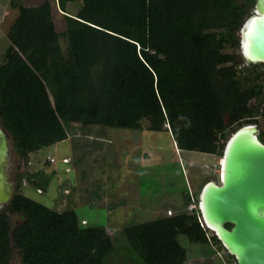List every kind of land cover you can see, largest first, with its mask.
<instances>
[{
	"label": "trees",
	"instance_id": "obj_1",
	"mask_svg": "<svg viewBox=\"0 0 264 264\" xmlns=\"http://www.w3.org/2000/svg\"><path fill=\"white\" fill-rule=\"evenodd\" d=\"M9 1L17 15L0 63V123L13 155L25 162L66 139L79 158L76 132L83 143L102 141L95 128L167 132L179 151L220 158L234 130L264 115V63L237 53L248 14L237 0ZM258 140L264 144V131ZM23 179L32 184L30 175L17 173L0 211V264H9L14 249L21 264H108L119 252L108 228L89 225L70 206L67 181L59 188L65 203L54 208L24 195ZM36 186L46 190L48 179ZM98 186L88 190L86 204L113 212L120 203L99 204L106 188ZM174 211L122 227L131 259L132 252L141 264H187V244L213 243L236 264L197 209Z\"/></svg>",
	"mask_w": 264,
	"mask_h": 264
},
{
	"label": "rangeland",
	"instance_id": "obj_2",
	"mask_svg": "<svg viewBox=\"0 0 264 264\" xmlns=\"http://www.w3.org/2000/svg\"><path fill=\"white\" fill-rule=\"evenodd\" d=\"M237 1L244 5V10L248 13L246 18L249 17L252 1ZM21 2L24 6H38L42 0ZM68 11L75 13V8L69 7ZM16 15L17 9L10 5L9 0H0V63L4 49L9 43L6 34ZM54 22L57 31L64 29L59 12L54 13ZM237 53L240 54V50ZM252 125L256 128L258 138L259 133L264 131V115L258 116L256 123ZM143 126L145 127V122ZM94 131L104 134L102 141L89 140V143H83L80 132H76L80 141L74 152L80 153L79 158L72 154L69 139L31 153L26 162L12 155L7 170L8 177L14 187L17 173L30 175L32 184L23 179L21 192L54 208H62L57 205L62 199L59 196V188L62 182L67 181L68 187L64 188L63 194H72L70 206L75 208L78 216L84 217L89 225L98 224L108 228L115 247L119 249L108 264H141L132 252L131 257L135 260L128 256L130 251L126 250V242L120 235L122 227L130 223L150 221L158 215H172L176 213V209L187 211L191 209L192 204V210H195L199 189L208 181L218 182L219 161L222 157L179 151L167 132L117 128H95ZM49 156L53 161L46 166L45 162L49 160ZM81 158L84 160L81 161ZM65 159L67 163H63ZM52 171L54 174L51 175ZM37 174L40 175L36 176ZM45 179H48L46 190L35 188L38 181ZM96 186L103 191L106 188V193L98 201L99 204H106L109 200L120 203L113 212L105 208L90 209L86 204L92 199L91 196L85 198L89 195L88 190L92 188L96 191ZM183 193L192 196V202L186 204L183 201ZM64 203L62 199L60 205ZM208 235L211 233L208 232ZM178 241L182 245L188 242L184 237H178ZM194 246L187 244L188 256L190 255L187 264H229L224 255L222 256L223 251L213 243L204 247ZM196 252H199L200 256L195 255ZM192 256L195 258L191 259ZM9 264H21L17 249L13 250Z\"/></svg>",
	"mask_w": 264,
	"mask_h": 264
},
{
	"label": "water",
	"instance_id": "obj_3",
	"mask_svg": "<svg viewBox=\"0 0 264 264\" xmlns=\"http://www.w3.org/2000/svg\"><path fill=\"white\" fill-rule=\"evenodd\" d=\"M239 36L244 59L264 63V0H255ZM12 155L10 137L0 123V209L14 194L7 171ZM222 160L218 182L208 181L200 190L201 221L236 264H264V144L254 125L231 133Z\"/></svg>",
	"mask_w": 264,
	"mask_h": 264
},
{
	"label": "clouds",
	"instance_id": "obj_4",
	"mask_svg": "<svg viewBox=\"0 0 264 264\" xmlns=\"http://www.w3.org/2000/svg\"><path fill=\"white\" fill-rule=\"evenodd\" d=\"M219 163H220V161H219ZM220 165V164H219ZM218 174H219V172H218ZM202 188V187H201ZM200 194V193H199ZM198 202H199V197H198ZM196 209L198 210V203L196 204ZM195 209V210H196ZM195 210H187V212H195ZM199 211V210H198ZM200 214V213H199ZM199 221L201 222V225H204L203 223H202V221H201V216H200V218H199ZM205 226V225H204ZM208 229V228H207ZM209 230V229H208ZM228 253V252H227Z\"/></svg>",
	"mask_w": 264,
	"mask_h": 264
},
{
	"label": "built area",
	"instance_id": "obj_5",
	"mask_svg": "<svg viewBox=\"0 0 264 264\" xmlns=\"http://www.w3.org/2000/svg\"><path fill=\"white\" fill-rule=\"evenodd\" d=\"M49 160H50V162H51V161H53V159H52L51 157H49ZM65 162H66V159H65V160H63V163H65ZM192 209H194V208H193V204H192V206H191V209H190V210H192ZM195 209H196V208H195ZM190 210H189V211H190Z\"/></svg>",
	"mask_w": 264,
	"mask_h": 264
},
{
	"label": "bare ground",
	"instance_id": "obj_6",
	"mask_svg": "<svg viewBox=\"0 0 264 264\" xmlns=\"http://www.w3.org/2000/svg\"><path fill=\"white\" fill-rule=\"evenodd\" d=\"M243 23H244V22H243ZM222 161H223V160H222V158H221V159H220V163H222Z\"/></svg>",
	"mask_w": 264,
	"mask_h": 264
}]
</instances>
